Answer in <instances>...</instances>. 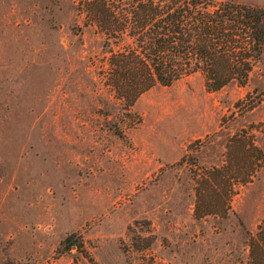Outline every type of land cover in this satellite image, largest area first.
<instances>
[{
  "label": "rangeland",
  "instance_id": "374dc122",
  "mask_svg": "<svg viewBox=\"0 0 264 264\" xmlns=\"http://www.w3.org/2000/svg\"><path fill=\"white\" fill-rule=\"evenodd\" d=\"M82 20L77 0H0V264L246 260L264 161L223 216H194L191 169L220 164L242 127L264 149V45L243 85L208 90L194 73L127 106ZM72 231L85 252L60 247Z\"/></svg>",
  "mask_w": 264,
  "mask_h": 264
},
{
  "label": "trees",
  "instance_id": "16d2710c",
  "mask_svg": "<svg viewBox=\"0 0 264 264\" xmlns=\"http://www.w3.org/2000/svg\"><path fill=\"white\" fill-rule=\"evenodd\" d=\"M77 10L84 26L102 33L108 46L104 83L127 106L155 84L194 73L208 90L243 85L261 59L264 6L237 0H77ZM263 161L264 149L248 128L230 134L220 164L195 162L191 169L194 216L228 214L238 187ZM247 244V259L234 264H264V216ZM72 246L85 252L75 231L60 241L64 249Z\"/></svg>",
  "mask_w": 264,
  "mask_h": 264
}]
</instances>
